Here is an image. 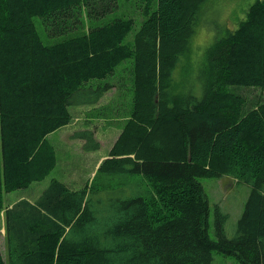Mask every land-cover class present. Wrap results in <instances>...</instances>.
Returning a JSON list of instances; mask_svg holds the SVG:
<instances>
[{"label": "trees", "instance_id": "16d2710c", "mask_svg": "<svg viewBox=\"0 0 264 264\" xmlns=\"http://www.w3.org/2000/svg\"><path fill=\"white\" fill-rule=\"evenodd\" d=\"M137 1L127 41L132 17L96 24L116 0H0V264H213L214 251L264 264V100L245 109L228 90L264 87V0L206 47L199 97L174 70L204 0ZM34 17L67 36L44 43ZM125 60L131 106L93 176L78 189L52 178L35 201L5 206L4 192L53 169L47 135L70 123V106L97 103L111 86L99 80ZM79 137L99 147L92 130ZM222 175L251 189L232 237L214 207L213 239L199 178Z\"/></svg>", "mask_w": 264, "mask_h": 264}, {"label": "rangeland", "instance_id": "374dc122", "mask_svg": "<svg viewBox=\"0 0 264 264\" xmlns=\"http://www.w3.org/2000/svg\"><path fill=\"white\" fill-rule=\"evenodd\" d=\"M253 0H204L199 7L194 22V32L189 40L188 52L180 59L175 67L174 76L179 81L183 91L191 90L197 97L201 95V84L198 80L204 51L216 37L224 35L226 28H236L239 21L246 18V10ZM117 4L111 12L96 21V24L114 17H132L134 25L127 36V41L133 39L135 31L140 27L142 15L140 2L137 0H116ZM37 29L44 43H53L64 35H53L50 24L40 23L34 17ZM85 26L84 28H86ZM78 33V29L75 30ZM74 33V32H71ZM131 60L118 64L113 74L100 82H109L104 95L97 103L91 105H74L69 110L72 119L69 124L52 131L47 135L53 144L57 162L53 169L42 179L33 181L25 188H17L3 193L4 204L10 205L20 198L35 201L52 178H56L71 189L82 187L94 174L99 163L109 152L112 142L121 131L131 106ZM228 90L241 95L245 99V109L253 107L264 100V87L231 85ZM82 130H92L99 147L85 150V143L79 137ZM208 199L210 214L209 235L216 239L213 221L214 207L227 215L224 231L232 237L236 233V223L242 215L243 207L251 186L239 182L235 178L222 175L218 178H199ZM3 216L0 218V249L6 258ZM213 264H240L232 255H224L214 251Z\"/></svg>", "mask_w": 264, "mask_h": 264}, {"label": "crops", "instance_id": "0c3cea01", "mask_svg": "<svg viewBox=\"0 0 264 264\" xmlns=\"http://www.w3.org/2000/svg\"><path fill=\"white\" fill-rule=\"evenodd\" d=\"M63 127H64V126H63ZM117 136H118V135H117ZM116 138H117V137H116ZM116 138H115V139H116ZM113 142H114V141H113ZM113 142H112V143H113Z\"/></svg>", "mask_w": 264, "mask_h": 264}]
</instances>
